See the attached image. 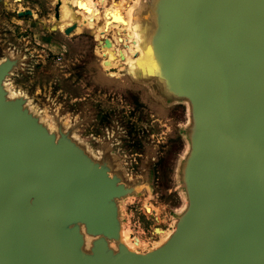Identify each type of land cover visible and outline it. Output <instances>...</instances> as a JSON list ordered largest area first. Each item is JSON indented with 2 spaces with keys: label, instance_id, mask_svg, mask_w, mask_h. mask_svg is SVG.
<instances>
[{
  "label": "water",
  "instance_id": "water-1",
  "mask_svg": "<svg viewBox=\"0 0 264 264\" xmlns=\"http://www.w3.org/2000/svg\"><path fill=\"white\" fill-rule=\"evenodd\" d=\"M48 1L58 32L62 0ZM104 1L98 37L72 5L61 33L89 32L91 80L166 132L89 100L69 119L50 95L35 107L10 82L36 56L1 49L0 264H264V0Z\"/></svg>",
  "mask_w": 264,
  "mask_h": 264
},
{
  "label": "rangeland",
  "instance_id": "rangeland-1",
  "mask_svg": "<svg viewBox=\"0 0 264 264\" xmlns=\"http://www.w3.org/2000/svg\"><path fill=\"white\" fill-rule=\"evenodd\" d=\"M24 9L32 10L35 18L17 17L15 11ZM52 9L53 3L48 0H0V51L8 47L17 51L26 45L29 54L36 56L26 74H16L11 86L30 95L37 108L47 107L45 98L50 95L59 103L58 109L67 113V119L83 115V107L89 100L101 116H115L124 126L129 123L136 130L149 129L155 141L162 140L166 127L145 118L138 111L132 113L133 106L127 94L96 85L91 80L85 69L94 60V40L89 32L66 37L61 33L62 28L58 32L49 30V26L55 23ZM61 22L63 24L64 21ZM170 116L174 124L181 121V113L177 109L171 111ZM169 145L161 150L165 163L173 159ZM160 187L165 196L153 206L159 209L161 217L172 206L173 198L165 184ZM137 212L145 230L150 233L155 223L148 215V219L143 218L142 210Z\"/></svg>",
  "mask_w": 264,
  "mask_h": 264
},
{
  "label": "bare ground",
  "instance_id": "bare-ground-1",
  "mask_svg": "<svg viewBox=\"0 0 264 264\" xmlns=\"http://www.w3.org/2000/svg\"><path fill=\"white\" fill-rule=\"evenodd\" d=\"M13 1H18V0H13ZM100 3H104V0H98ZM67 5H72L74 7L77 8L76 13H78L79 15H81L82 19H84L86 21L85 25L88 26L89 28H94L96 29V37H98V34L100 33V29L102 30V27L96 26V23L98 22V20L100 19L99 16V11L95 9V5L96 2L95 0H71V1H67V0H62V6L60 8V21H59V29L63 28L64 25H66L67 23H69L70 21H72L74 19V16L69 15V9L67 7ZM121 6L118 4H113L110 6L111 11L113 10H119L121 9L123 13H125V15L127 16V18H129V14L131 11V8H120ZM108 10V9H107ZM32 12V18H35V13L31 10ZM61 21H64L63 24ZM128 23V21H127ZM81 25L82 22H80ZM128 26V24H127ZM116 28H119V26H114ZM128 28V27H126ZM79 30V29H78ZM130 39V37L128 38ZM158 234H160V236L164 235L163 231L158 230L157 231Z\"/></svg>",
  "mask_w": 264,
  "mask_h": 264
}]
</instances>
